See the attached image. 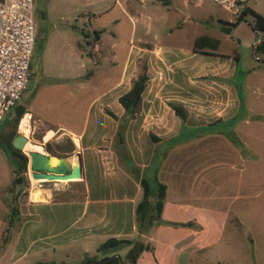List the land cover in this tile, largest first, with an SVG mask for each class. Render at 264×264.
Listing matches in <instances>:
<instances>
[{
	"label": "crops",
	"instance_id": "obj_1",
	"mask_svg": "<svg viewBox=\"0 0 264 264\" xmlns=\"http://www.w3.org/2000/svg\"><path fill=\"white\" fill-rule=\"evenodd\" d=\"M139 2L105 1L100 16L119 25L122 15L132 30L108 45L115 67L93 79L88 87L97 92L81 111L60 107V118L45 119L26 109L39 151L62 157L69 173L81 165L82 175L34 181L28 165L24 186L13 187L11 157L0 145V264H74L71 257L81 264L109 238H137L143 178H158L167 194L162 222L142 235L153 248L137 264H232L214 250L229 226L232 241L248 230L263 248L254 264H264V66L223 49L218 31L204 23L217 18L230 32L236 20L209 0ZM203 35L217 38L218 49H195ZM93 36L88 49L101 62L106 43L101 32ZM143 64L149 79L141 111L129 119L119 99ZM59 79L87 89L85 74ZM171 102L186 107V120Z\"/></svg>",
	"mask_w": 264,
	"mask_h": 264
},
{
	"label": "rangeland",
	"instance_id": "obj_2",
	"mask_svg": "<svg viewBox=\"0 0 264 264\" xmlns=\"http://www.w3.org/2000/svg\"><path fill=\"white\" fill-rule=\"evenodd\" d=\"M105 1L115 2V0H35L34 17L37 34L35 52L31 62L32 75L29 87L23 93L18 105L26 109L32 106L30 109H34L36 114L38 113L45 119L56 116L60 118V107L68 106L69 109H76L78 112L94 97L93 95L97 90H92L88 86L92 85L95 77L98 76L97 78H99L100 74L115 67L110 56L107 55L110 51L108 45L118 39L121 34L128 37L132 30V22L122 15L119 25H116V22H109L108 16H100ZM209 1L214 8H219L229 18L237 19L238 15L232 14L214 0ZM134 2L139 7L141 6L139 0H134ZM249 6L264 15V0H251ZM93 13H96V15H92ZM253 24L254 17L251 14L247 15L246 19L237 24L230 32L225 30L231 26L222 24L217 18L204 23L206 27L218 31L220 38L223 40V49L228 51L237 49V53L243 60L257 65L263 64L264 66V51L262 48H255L259 40H261V43L264 41V32L255 30ZM94 31L101 32L103 41L106 43L98 52L104 55L101 62L96 61L90 54V49H88L89 42L94 40ZM90 32L91 34H89ZM82 63H84V66H81ZM92 70L97 72L94 76L89 74V71ZM77 73L85 74L88 77L86 90L81 89L77 81L64 80L62 82L59 79L61 76L65 77ZM16 111L15 106L0 121V145H7V140L15 129ZM78 119L81 120V114L78 115ZM26 121L29 123V140L35 146L29 145L23 151L42 150L36 145V139L39 136L30 132L31 126L36 125L33 115L31 125L28 116ZM59 122H66L65 125H69L68 120L57 118L55 123ZM17 132L23 134L20 129V122L18 123ZM64 142L69 144L67 140ZM7 168L10 182L12 172H9L10 167ZM2 176L0 177L2 178ZM32 178L35 181L34 176ZM254 195L255 191L253 192V200H255ZM230 228V226L227 228L226 235L214 247V250L219 248L220 253L224 254V258L232 259V264H239L242 259H245L246 263L254 264L256 258H260V253H263V248L259 244L256 246L250 240L247 229L246 234L248 235L245 238L236 241L230 240ZM237 251L239 252L237 253ZM255 254H257V257ZM77 258H66V262L75 264L78 261ZM225 263V260H222V264Z\"/></svg>",
	"mask_w": 264,
	"mask_h": 264
},
{
	"label": "trees",
	"instance_id": "obj_3",
	"mask_svg": "<svg viewBox=\"0 0 264 264\" xmlns=\"http://www.w3.org/2000/svg\"><path fill=\"white\" fill-rule=\"evenodd\" d=\"M249 14L254 17L253 28L264 32V15L250 6L246 7L241 14L237 16L235 25L244 21ZM194 47L199 50L207 48L216 50L219 47V40L208 35H203L196 39ZM260 48L264 51V41L260 45ZM148 79L147 65L143 64L141 72L133 81L132 88L119 99L126 109L129 119L141 111L143 92L147 87ZM170 104L175 109L177 115L183 120L187 119L189 113L183 104L180 102H171ZM16 110L15 129L7 140V151L11 157L13 172L15 174L13 187L20 188L24 186L25 174L28 171L29 156L23 150L15 148L12 142L14 137L18 134V123L27 111L26 108L21 105H17ZM112 115L115 116L113 113ZM121 133L122 132L119 131V135H121ZM47 147L49 151H52L50 145H47ZM141 185L143 188V197L139 201L136 209L139 236L134 239L109 238L100 245L98 250L99 254L86 257L81 264H137L142 253L153 248L152 244L147 242L142 235L148 234L155 226L162 222L167 185L158 178H155L154 181L143 178L141 180ZM17 211L18 209L15 207L13 215H15ZM10 225H12V223ZM9 240L10 228H7L1 247L4 248ZM127 247L129 248L127 253L125 255L121 254V250Z\"/></svg>",
	"mask_w": 264,
	"mask_h": 264
},
{
	"label": "built area",
	"instance_id": "obj_4",
	"mask_svg": "<svg viewBox=\"0 0 264 264\" xmlns=\"http://www.w3.org/2000/svg\"><path fill=\"white\" fill-rule=\"evenodd\" d=\"M234 15H239L251 0H215ZM35 0H0V121L18 105L31 76L36 47ZM259 40L256 49L262 44ZM28 116L20 120V127ZM21 129V128H20ZM24 134V133H23ZM28 140L30 136H27ZM29 156L30 154L25 152Z\"/></svg>",
	"mask_w": 264,
	"mask_h": 264
},
{
	"label": "water",
	"instance_id": "obj_5",
	"mask_svg": "<svg viewBox=\"0 0 264 264\" xmlns=\"http://www.w3.org/2000/svg\"><path fill=\"white\" fill-rule=\"evenodd\" d=\"M97 38L99 35L96 34ZM28 142V138L22 134L18 133L13 139V146L17 149L24 150L25 145ZM54 158L58 160H63L57 154H50L46 152H41L39 150H34L30 152V163L31 167L34 170L35 178H50L56 179L55 176L59 177H80L82 175V167L81 165L77 166L74 172L69 173L68 170L63 166V164L56 163Z\"/></svg>",
	"mask_w": 264,
	"mask_h": 264
},
{
	"label": "bare ground",
	"instance_id": "obj_6",
	"mask_svg": "<svg viewBox=\"0 0 264 264\" xmlns=\"http://www.w3.org/2000/svg\"><path fill=\"white\" fill-rule=\"evenodd\" d=\"M20 128H21L22 132L24 133V135L27 137L28 136V132H29V123L26 121V118L23 121V123H22V125H21ZM29 145H30V141L28 140L27 144L25 145V148L28 147ZM32 151H34V150H32ZM26 152L28 154H30L31 151L26 150ZM54 161L56 163H59V164H64V161L63 160H58V159L54 158Z\"/></svg>",
	"mask_w": 264,
	"mask_h": 264
}]
</instances>
